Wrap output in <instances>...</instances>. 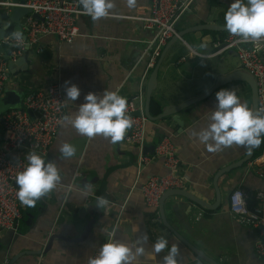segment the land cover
<instances>
[{
	"label": "crops",
	"instance_id": "0c3cea01",
	"mask_svg": "<svg viewBox=\"0 0 264 264\" xmlns=\"http://www.w3.org/2000/svg\"><path fill=\"white\" fill-rule=\"evenodd\" d=\"M75 1L82 9L80 0ZM231 2L194 1L180 16L177 32L206 24L225 27L224 15ZM115 4V9L105 18L93 20L89 15L81 16L77 20L81 36L72 44L62 43L54 36L42 37L39 41L42 52H38L37 47L26 52L24 70L18 69L17 74L10 75L5 92L17 94L18 105L21 106L26 94L58 84L65 97V116L75 115L87 93L102 94L104 90L118 91L127 102L141 95L143 109L150 75L148 73L143 78L147 62L145 52L155 33L145 29L139 19L148 15L151 0H136L133 8L128 7L127 0H115ZM25 18L20 20L18 30L13 31L22 32L23 37ZM229 35L223 31L190 32L170 48L152 92V99L161 106V110L167 105H179L202 96L219 76L229 71L245 72L235 50L214 55L217 51L214 44L224 41ZM193 52L200 56H193ZM262 59L264 61V53ZM65 81L81 89L76 101L66 99ZM244 84L232 83L223 88L236 89L241 101L252 108L249 101L251 92L248 91V95ZM215 106L213 94L185 109L181 113V132L180 126L173 123L170 129L159 122H149L147 126L148 144L158 142L164 136L171 137L180 160L183 190L209 204L216 201L215 174L242 159L247 151V147L233 145L213 153L199 142L196 134L207 127L208 117ZM64 142L75 146L74 157L64 158L59 153ZM257 150L264 152V142L255 148ZM139 156L140 151L127 144L125 139L113 144L102 135L88 138L78 134L69 122L63 120L56 141L44 157L46 161L56 163L61 182L37 200L34 207H24L23 217L15 228L25 235L20 238L23 245L6 254L2 244L0 264L6 261L9 264H88L89 257L110 239L124 242L135 251L136 244L142 242L140 238L145 234L148 237L143 243L146 255L140 258V264H163V257L173 245L180 250L179 264H209L196 251L203 252L217 264H264V257L255 252L256 232L237 224L228 212L229 194L234 189L241 188L250 195L264 192V181L249 171L247 164L218 180L221 201L214 211L202 209L181 197L165 201L167 223L194 247V251L164 227L157 226L155 229L159 233L154 236L151 211L143 202L139 185L152 176L166 174L167 170L160 159L143 166ZM101 196L110 201L107 210L96 207V198ZM199 214L202 217L196 220ZM92 219L97 223L85 243L56 241L46 255H21L24 251L43 248L50 234L80 236L86 222ZM4 233L0 232V238ZM161 236L168 240V247L155 254L154 259H147V254L153 252L152 245Z\"/></svg>",
	"mask_w": 264,
	"mask_h": 264
},
{
	"label": "built area",
	"instance_id": "2783aa9c",
	"mask_svg": "<svg viewBox=\"0 0 264 264\" xmlns=\"http://www.w3.org/2000/svg\"><path fill=\"white\" fill-rule=\"evenodd\" d=\"M196 0H151L148 15L139 20L147 30L155 33L154 40L148 45L146 69L143 78L154 69L163 49L173 38H179L177 22ZM13 8L28 9L25 18L23 42H17L13 36L0 40L12 61L22 57L30 48L37 47L42 52L39 41L44 36H54L60 42L72 44L80 37L77 20L86 14L75 0H0V18L9 16ZM36 14L40 20L33 18ZM214 55L228 50H235L241 68L254 79L257 89L258 110L264 114V41L257 43L241 42L230 34L224 41L215 43ZM259 48V50H257ZM193 56H200L196 52ZM10 75L7 62L0 54V97L6 89ZM136 110L139 117L133 116ZM31 112V116L29 115ZM128 113L132 127L127 130L125 142L140 151L139 162L145 166L153 160L160 159L167 173L152 176L140 183L139 192L148 210L151 211L153 234L161 226L159 201L170 190L183 189L180 178V160L170 136H164L155 145L152 155H143V148L148 144L147 126L149 120L143 114L142 97L137 96L128 102ZM65 117V97L58 84H52L43 91L30 92L25 95L22 105L0 115V232L16 228L23 217L24 205L17 198L16 176L27 167V155L35 151L45 157L57 139L59 127ZM247 169L253 171L264 181V154L254 157L247 163ZM228 212L239 225L251 228L257 234L255 252L264 257V192L248 194L241 188L234 189L228 198ZM199 214L196 220H199ZM97 250L92 257L99 254ZM4 264H9L8 261ZM40 264V263H37Z\"/></svg>",
	"mask_w": 264,
	"mask_h": 264
},
{
	"label": "clouds",
	"instance_id": "9594fccd",
	"mask_svg": "<svg viewBox=\"0 0 264 264\" xmlns=\"http://www.w3.org/2000/svg\"><path fill=\"white\" fill-rule=\"evenodd\" d=\"M83 11L93 20L110 15L115 9V0H80ZM129 8L136 6V0H127ZM226 30L237 36L241 42L259 44L264 41V0H232L224 15ZM17 42H23V34L15 31L12 34ZM203 47V45H202ZM259 50V48L257 49ZM66 99L76 101L81 89L65 81ZM216 106L211 111L207 127L196 135L208 152H220L233 145L256 148L264 142V114L249 108L237 95L236 89L221 88L215 93ZM69 122L77 133L92 138L102 135L115 144L122 141L132 125L128 113L126 97L118 91L104 90L102 94L89 92L84 102L79 105L74 116L63 118ZM64 158L76 155V148L68 142L59 147ZM27 167L16 176L18 186L17 198L24 206L34 207L37 200L54 190L61 182L60 171L56 163L46 161L35 151L27 155ZM110 201L106 197L96 198V207L107 210ZM141 243L136 244L135 251L126 243L110 239L100 247L99 254L89 257L88 264H140V258L146 255L143 243L148 240L145 234ZM168 247V240L161 236L152 245L153 252L147 259L155 258V254ZM180 250L173 245L163 257V264H179Z\"/></svg>",
	"mask_w": 264,
	"mask_h": 264
},
{
	"label": "water",
	"instance_id": "95a60500",
	"mask_svg": "<svg viewBox=\"0 0 264 264\" xmlns=\"http://www.w3.org/2000/svg\"><path fill=\"white\" fill-rule=\"evenodd\" d=\"M30 14V11L28 9H23V8H13L7 17H2L0 18V40L12 35L14 30H18L20 26V20L28 16ZM34 19L40 20L41 19L36 15H32ZM8 25L6 26V24ZM202 30H208V31H223V32H228L226 30V27H217V26H211V25H202V26H196L194 28H190L188 30H185L184 32L178 33L179 38H173L168 42V44L165 46L163 49L160 57L157 60V63L154 67V69L151 71L148 81H147V87H146V97H145V105L143 107V114L145 117L149 120V122H159L162 123L166 128L170 129L171 123L174 125L176 124L177 126H180V132L182 131L183 127V122L181 120V113L185 110L190 108L191 106L200 103L209 97H211L213 94H215L218 90L221 88L232 84V83H245L250 91H251V103H252V109L258 110V104H257V89H256V83L252 76H250L248 73L243 72L241 70H235V71H229L227 74H224L222 76H219L213 86L202 96H199L197 98H194L192 100H189L187 102H184L179 105H167L165 106L162 110L161 113L153 117L150 114V103L152 99V92L154 91L158 76H159V70L160 67L162 66L165 56L167 55L168 51L170 48L175 45L177 42H179V39H182L186 34L190 32H196V31H202ZM0 54H2L3 59L7 62V69L9 72V75H15L17 74L16 72L18 69H23L26 64V58L25 54L18 58L15 61H12L10 57L8 56L7 52L3 48V46L0 45ZM225 66V65H224ZM228 70V68H226ZM19 97L17 94L14 92H5L4 96L0 97V115L7 113L10 110H15L19 107ZM29 115L31 116V112H29ZM141 115L140 110H136L133 113V116L139 117ZM155 149V144H146L143 148V155L150 154L152 155ZM255 154V148H247L246 154L242 159L239 161L228 165L225 168H222L219 170L215 176L213 177V187L215 190V197L216 201L213 204H209L205 202L202 199H199L193 195H191L189 192H186L185 190H170L167 191L163 194V196L160 198L159 201V213H160V218H161V223L164 228H166L174 237L180 241L183 245H185L189 250H194V247L189 244L176 230H174L168 223L164 215V203L167 199L169 198H174V197H181L185 198L187 200H190L192 203L196 204L198 207L202 209H206L208 211H214L218 208L220 205L221 201V193L219 191V188L217 186L218 180L222 178L225 175L230 174L232 171L242 168L244 165H246L248 162H250L254 158ZM16 187V183L14 184ZM97 220L92 219L86 222V225L84 227L83 232L80 234V236L77 237H67L64 235L60 234H50L47 237V240L45 241V244L43 248L36 250V251H24L21 252V255L24 256H32V257H37V256H42L46 255L48 252L51 251V249L54 246V243L56 241H62L64 243H69V244H82L85 243L90 234L92 233V230L94 226L96 225ZM25 236L21 231H18L17 229H12L8 230L4 233L3 238H0V247L2 244H4V251L6 254L11 251L13 248H17L19 245H22V239L21 237ZM5 240H7L6 244L4 243ZM197 254L201 256L205 261H207L209 264H217L215 261H213L210 258H207L203 252L201 251H196Z\"/></svg>",
	"mask_w": 264,
	"mask_h": 264
},
{
	"label": "trees",
	"instance_id": "16d2710c",
	"mask_svg": "<svg viewBox=\"0 0 264 264\" xmlns=\"http://www.w3.org/2000/svg\"><path fill=\"white\" fill-rule=\"evenodd\" d=\"M7 53H10V51H8ZM160 113H161V106L158 105V103L155 102L153 99H151V103H150V114H151V116L156 117ZM158 142H153L152 144L156 145ZM256 156H258V155L254 154V157H256ZM161 227H163V226L161 225Z\"/></svg>",
	"mask_w": 264,
	"mask_h": 264
},
{
	"label": "rangeland",
	"instance_id": "374dc122",
	"mask_svg": "<svg viewBox=\"0 0 264 264\" xmlns=\"http://www.w3.org/2000/svg\"><path fill=\"white\" fill-rule=\"evenodd\" d=\"M1 11H3V10L0 9V12H1ZM244 86H246V87H245V88H246V92L248 93V91H249V93H250L251 91H250L249 87H248L246 84H244ZM249 93H248V95H249ZM249 101H250V104H251V98H250V96H249ZM249 101H248V103H249ZM261 153L264 154V152H261V151H258V150L255 151V154H256V155H260Z\"/></svg>",
	"mask_w": 264,
	"mask_h": 264
}]
</instances>
